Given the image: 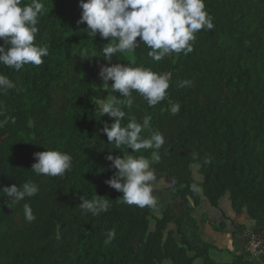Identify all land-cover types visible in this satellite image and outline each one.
Listing matches in <instances>:
<instances>
[{
    "label": "trees",
    "instance_id": "trees-1",
    "mask_svg": "<svg viewBox=\"0 0 264 264\" xmlns=\"http://www.w3.org/2000/svg\"><path fill=\"white\" fill-rule=\"evenodd\" d=\"M42 2L35 44L47 46L49 55L19 71L0 65L17 85L0 94V120H8L0 128V189L28 181L39 188L21 202L0 191V264L264 263L252 260L244 245L230 252L228 262L214 260L210 251L217 247L199 233L208 217L198 213L202 197L218 208L227 195L232 210L246 213L252 232L264 236V0H205L214 27L196 33L192 52L155 61L141 44L110 63L102 58L109 41L77 24L79 0ZM116 63L149 68L169 80L168 95L156 106L135 91L131 109L123 97L117 105L125 111L122 126L149 117L141 136L158 131L164 137L160 149L133 153L149 159L154 173L168 176L173 187L157 215L153 208L122 203L123 193L105 183L116 171L107 156H122L127 148L116 149L98 131L113 118L101 117L91 100L114 95L102 91L99 71ZM183 81L190 84L180 86ZM173 103L180 104L176 115L170 113ZM45 150L70 154L71 170L62 177L36 176L34 153ZM97 195L110 199L109 211L95 217L82 212L80 198ZM25 203L36 216L32 222L25 219ZM225 219L213 229L223 232ZM232 226L235 246L245 226ZM112 229L115 239L105 245Z\"/></svg>",
    "mask_w": 264,
    "mask_h": 264
},
{
    "label": "clouds",
    "instance_id": "clouds-1",
    "mask_svg": "<svg viewBox=\"0 0 264 264\" xmlns=\"http://www.w3.org/2000/svg\"><path fill=\"white\" fill-rule=\"evenodd\" d=\"M21 5L22 0H0V41H3L0 43V65L16 71L25 65L39 66L44 62L42 58L49 55L47 46L35 44L39 31L38 21L44 13L42 0H30ZM79 7L82 11L77 24L86 23L85 29L92 37L99 35L109 41L102 49V58L109 63L115 54L131 53L141 44L150 49L148 55L155 61H161L173 53L187 55L193 51L191 42L196 39V33L214 27L212 17L205 11V0H79ZM80 55L87 57L85 59L92 58L85 51ZM99 76L103 81L102 91L114 95L91 100L97 105L101 117L107 115L113 118L110 125L105 122L104 127L98 131L105 134L108 144L114 143L116 149H122L123 146L127 148V153L122 152V156H107L111 162L110 168L116 171L105 183L123 193L120 198L122 203L154 208L156 198L153 195V184L157 177L149 159L143 155L136 157L133 153L160 149L165 143L164 137L158 131L148 137L141 136V132L149 127V117H145L142 124L130 120L122 126L125 111L117 105L123 97L126 98L123 101L126 108L131 109L134 102L132 93L135 91L150 107L156 106L168 95V77L149 68L131 67L122 63L101 65ZM109 81L113 83L109 84ZM189 84L190 81H183L180 86ZM16 87L9 76L0 73V94ZM117 91L119 96L116 95ZM179 112L180 104H171L170 113L176 115ZM3 114L0 106V115ZM6 123L7 119L0 120V128ZM34 158L36 162L32 164L31 171L36 176L62 177L72 168V157L66 152L45 150L34 153ZM193 190L199 192L195 185ZM0 191L6 194L4 197L21 202L35 196L39 188L28 181L21 186L13 184L3 187ZM80 199L81 211L91 213L94 217L108 212L111 207L110 199L99 195L92 199ZM23 211L28 222L36 219L29 204L23 205ZM115 236V230H109L104 244L111 243Z\"/></svg>",
    "mask_w": 264,
    "mask_h": 264
},
{
    "label": "rangeland",
    "instance_id": "rangeland-1",
    "mask_svg": "<svg viewBox=\"0 0 264 264\" xmlns=\"http://www.w3.org/2000/svg\"><path fill=\"white\" fill-rule=\"evenodd\" d=\"M192 168L194 169L193 170L194 175L196 177H198L195 173L196 169L198 170L197 166L193 165ZM155 175L157 177V180L153 184V195L156 198V203H157V202H161V200L164 198V195L169 194V192H171V189L173 187L170 184V181L168 180V178H166V175H157V174H155ZM159 188L162 190L161 193L159 190H158L159 193L156 192L157 189H159ZM161 195H163V196H161ZM157 210H158V208H157ZM155 211H156V209L154 208L153 212L155 213ZM202 212L207 215L208 221L210 222V224H213V225L218 224L217 219L221 216V213H223V215L224 214H231L233 216L230 218V220L229 219L226 220L227 221L226 222V225H227L226 229L223 232H221V234H219V236H223V237H221L223 239L215 236L216 234L212 231L210 224L208 226L202 224V226L200 227V230L202 229L201 237L203 239H205L207 242H209L210 244L217 247L216 250L213 249L210 251V256L218 262H228L231 258L230 252H233L234 250L236 251L237 248L242 246V243L239 241V239H242L245 241V237L243 235H241L242 237L241 236L238 237L239 238L238 239V241H239L238 245L236 244L234 246V244H233V246H231L232 244H230L229 238L232 237L230 234V230L233 229L232 222L234 223V221H236V223L238 225L239 224L244 225L245 226L244 232H247V231L249 232V231H252L251 230L252 229L251 227L253 226V222H251L252 220L249 217L247 218V215H245L246 213L244 214L243 211L235 213L233 215V211H231V209H230V203L228 201L227 195L223 196L218 201V208H216V209H214L213 207H211L209 205V203L205 197H202L200 210L198 212L199 216H200V213H202ZM242 216H243V218L241 219ZM196 218H199V217L196 216ZM246 218L249 221H247ZM221 219L222 218H220V221H221ZM239 222H241V223H239ZM206 228H208L210 230L211 234H207L206 236H204L203 230H205ZM226 237H227V241L225 240ZM232 240H233V238H232ZM244 241H243V244H244ZM218 249H221V250L218 251ZM226 249H228L229 251ZM193 264H202V261L200 259H196ZM262 264H264V263H262Z\"/></svg>",
    "mask_w": 264,
    "mask_h": 264
},
{
    "label": "built area",
    "instance_id": "built-area-1",
    "mask_svg": "<svg viewBox=\"0 0 264 264\" xmlns=\"http://www.w3.org/2000/svg\"><path fill=\"white\" fill-rule=\"evenodd\" d=\"M245 237L244 250L250 258L255 261H261L264 258V236L252 231L243 232Z\"/></svg>",
    "mask_w": 264,
    "mask_h": 264
},
{
    "label": "crops",
    "instance_id": "crops-1",
    "mask_svg": "<svg viewBox=\"0 0 264 264\" xmlns=\"http://www.w3.org/2000/svg\"><path fill=\"white\" fill-rule=\"evenodd\" d=\"M195 173H196V175L198 176V177H196L195 175H194V177L196 178V179H201V176L197 173V169H196V171H195ZM166 178H168V176H166ZM168 180H169V178H168ZM170 181V180H169ZM158 190L160 191V193H161V189L159 188V189H157V191L156 192H158ZM159 193V192H158ZM157 193V194H158ZM169 194H170V192H169ZM169 194H166V195H164V198L161 200V202H157L156 203V206L154 207L155 209H156V211H155V214L157 215V214H159V212H160V210L165 206V204H166V202L168 201L167 200V198H168V196H169ZM159 196V195H158ZM161 196H163V195H161ZM228 197V196H227ZM158 201V200H157ZM154 208H153V210H154ZM157 208H158V210H157ZM214 209H216V208H214ZM230 209H231V211H233L232 210V208L230 207ZM235 214V212L233 211V215ZM245 214V213H244ZM246 215V214H245ZM231 217H233L231 214H224L223 215V213H221V216L217 219V223H219L220 222V218H222L221 220H223V219H225V220H227V219H229L230 220V218ZM243 218V216L241 217V219ZM247 218H248V216H247ZM246 218V219H247ZM247 221H249L248 219H247ZM227 222V221H226ZM251 222H253V221H251ZM239 223H241V222H239ZM202 224H204V225H209L210 224V222L208 221V219H207V221L206 222H204V223H202ZM202 224L199 226V233H200V235H201V233H202V229L200 230V227L202 226ZM234 224H237L236 223V221H234ZM211 226V229H212V231L216 234L215 236H217V237H223V236H219V234H221V232H218V231H216V230H214L213 229V227H212V224H210ZM252 228V227H251ZM207 234H211V232H210V230L208 229V228H206L205 230H203V235L204 236H206ZM221 239H223V238H221ZM230 239V244H232L231 246H233V244H234V242H233V240H232V237H230L229 238ZM225 240L227 241V237L225 238ZM239 241L242 243V246L244 245L243 244V241L244 240H242V239H239ZM226 244V243H225Z\"/></svg>",
    "mask_w": 264,
    "mask_h": 264
}]
</instances>
